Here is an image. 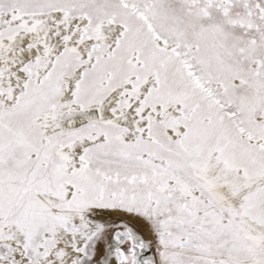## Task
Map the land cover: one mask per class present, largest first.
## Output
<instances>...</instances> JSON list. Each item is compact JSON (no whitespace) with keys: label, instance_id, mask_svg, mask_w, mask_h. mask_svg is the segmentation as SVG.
<instances>
[{"label":"snow or ice","instance_id":"6c2138e0","mask_svg":"<svg viewBox=\"0 0 264 264\" xmlns=\"http://www.w3.org/2000/svg\"><path fill=\"white\" fill-rule=\"evenodd\" d=\"M0 264H264V0H0Z\"/></svg>","mask_w":264,"mask_h":264}]
</instances>
